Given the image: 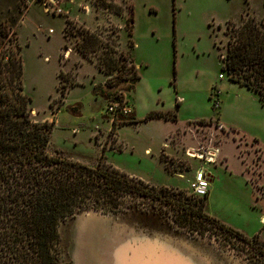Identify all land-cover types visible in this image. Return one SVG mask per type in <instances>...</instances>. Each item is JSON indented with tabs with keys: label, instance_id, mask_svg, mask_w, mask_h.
<instances>
[{
	"label": "rangeland",
	"instance_id": "1",
	"mask_svg": "<svg viewBox=\"0 0 264 264\" xmlns=\"http://www.w3.org/2000/svg\"><path fill=\"white\" fill-rule=\"evenodd\" d=\"M133 5L130 37L125 31L120 36L125 11L119 5L111 7L114 19L106 29L93 32L75 22V27H63L64 15L48 14L38 3L0 0L2 21L8 13L17 18L13 37L22 47L32 116L39 122L55 121L49 150L90 166L103 158L104 164L149 183L184 186L164 187L160 199L129 195L116 211L86 210L64 224L62 237L70 246L72 264L80 222L89 264H130L139 247L148 248L147 261L158 256L165 264H264V241L228 231L205 208L207 218L197 216L206 200L194 197L188 187L189 178L203 167L214 176L209 213L248 232L255 226L264 230L259 224L264 214V102L222 69L230 39L227 24L240 26L252 15L264 22V0H133ZM84 35L87 47L80 45ZM122 47L138 63L139 74ZM111 59L116 70H110ZM74 83L79 86L66 94ZM62 86L67 88L63 95ZM121 94L132 110L111 121L108 101ZM66 95L69 106L60 110ZM133 110L138 119L155 110L171 120L127 125ZM168 134L179 135L181 146H196L176 159L181 171L190 170L183 177L169 174L160 159ZM169 143L173 140L166 147ZM188 148H218L217 161L208 165L191 159ZM155 243L165 247L154 248Z\"/></svg>",
	"mask_w": 264,
	"mask_h": 264
},
{
	"label": "trees",
	"instance_id": "2",
	"mask_svg": "<svg viewBox=\"0 0 264 264\" xmlns=\"http://www.w3.org/2000/svg\"><path fill=\"white\" fill-rule=\"evenodd\" d=\"M16 23L10 13L5 22L0 20V264H72L70 246L62 237L64 224L86 210L116 211L129 195L160 199L165 188L104 164L103 158L90 166L49 150L55 121L39 122L32 116V100L24 90L22 47L14 43ZM65 24L76 26L70 20ZM229 24L222 69L264 102V22L252 15L240 26ZM83 38L80 45L87 47L89 39ZM107 62L116 70L112 59ZM65 89L62 86V95ZM155 116L167 114L152 110L144 120ZM204 207L205 201L197 216L207 218Z\"/></svg>",
	"mask_w": 264,
	"mask_h": 264
},
{
	"label": "crops",
	"instance_id": "3",
	"mask_svg": "<svg viewBox=\"0 0 264 264\" xmlns=\"http://www.w3.org/2000/svg\"><path fill=\"white\" fill-rule=\"evenodd\" d=\"M81 0H74L73 3H70L69 0H63V4H62V7L64 10H68L70 9L71 11V18H74L75 19V22L78 26L80 27H84L88 30H91L93 32H95L96 30H100V31H103L105 30L108 23H111L112 22V19L113 18V14H108V13H102L101 11H95V10H92V12L90 14H84L82 13L78 7H77V3L80 2ZM130 4L128 6V8L125 9V16L123 17H120L121 18V21H120V36H121V33L123 31H125L130 37L133 35V31H134V24H135V11H134V5H133V0H129ZM32 6V5H31ZM30 7H26L27 11H29V9L31 8ZM129 9H131L132 11V15H133V19H132V27H131V34L128 32V28H127V21L126 18H127V15L129 14ZM64 23H63V27L65 26V23H66V18L64 16ZM126 20V21H125ZM63 31H64V28H63ZM100 36V35H99ZM120 38V37H119ZM130 44H131V47H133L134 45V41L132 39H130ZM122 45L119 43L118 47L120 48ZM122 49H124L122 47ZM125 50V49H124ZM131 51V50H130ZM129 51V52H130ZM125 54L127 56H129L130 60L134 63V65L136 66V69L138 70V74H139V65L138 63H135V59L131 56V55H128V51L125 50ZM130 54V53H129ZM83 58H85L84 55H82ZM139 67V68H138ZM140 78V76H139ZM224 78V77H223ZM136 84V83H135ZM79 85L76 83V84H73L71 86H69L66 94H69L71 92V90H73L75 87H78ZM135 86V85H134ZM133 90V89H132ZM132 92V91H131ZM67 100V95L65 97V100H63V106L60 110L63 109V107L65 106H69L66 102ZM180 108V104H179V107ZM179 111V110H178ZM58 112H56V115H57ZM178 113V112H177ZM133 114H134V117H133V122L132 123H129L127 125H132V124H137V123H144V122H149V121H152V120H156V119H164L166 121H170L171 119L170 118H167L166 116H155V117H152L148 120H144L145 118H141V119H138L136 118L135 116V112L133 110ZM175 118L173 119L174 121H177L178 119V114H175ZM57 122V121H56ZM125 125V126H127ZM125 126H122V127H125ZM121 127V128H122ZM119 128V129H121ZM179 136V135H178ZM178 136L177 134H168L166 137H165V140L162 142V146H161V150L159 152V156H160V159L162 160L164 166H165V170L167 172H169V174L173 175V168H179L177 167V165L175 166V164L173 163V161H169L168 163V158L170 157H173L175 160L178 159V158H181V152L184 151L185 148L187 147H196V146H181L178 144L177 140H178ZM117 140H118V137H117ZM170 140H173V143L172 144H167V147H166V143L167 141H170ZM181 146V147H180ZM147 152H150V148L146 150ZM165 155V158L164 156ZM177 161V160H176ZM224 161L225 162H228L227 158L225 157L224 158ZM221 163H224V162H221ZM193 167V166H192ZM172 169V170H171ZM181 171V170H179ZM190 170H185V171H182L184 172V175L189 173ZM130 175H133V174H130ZM134 176V175H133ZM173 176H176V175H173ZM194 175H192L191 178L189 179H192ZM210 184H211V188H212V181L214 179V176L210 175ZM148 182V181H147ZM149 183V182H148ZM151 185H154L155 187H168V188H174V189H181L183 188L184 186H175V185H169L168 183H150ZM188 187H189V183H188ZM210 198H211V191H209V193L207 194V196L205 197V211L213 218L217 219L218 221H220L221 223L225 224L226 226L228 227H231L237 231H239L240 233H242L243 235L247 236V237H253V236H258L261 240L264 241V230L262 229L261 230V226L258 228V227H254L253 230H251V232H248L247 230H245V228L243 227H233L232 224H228L227 222H224V220L222 219H219L218 217L212 215L209 213L208 211V204H209V201H210ZM263 218H264V214L261 215L260 219H259V224L264 226V222H263Z\"/></svg>",
	"mask_w": 264,
	"mask_h": 264
},
{
	"label": "built area",
	"instance_id": "4",
	"mask_svg": "<svg viewBox=\"0 0 264 264\" xmlns=\"http://www.w3.org/2000/svg\"><path fill=\"white\" fill-rule=\"evenodd\" d=\"M70 3H73L74 0H69ZM27 4H30V2L38 3L43 7L44 12L48 14L53 15H64L67 20L75 22L74 18H71V11L70 9L64 10L62 7L63 0H25ZM130 2L129 0H81L77 3L78 9L84 13V14H90L92 10L95 11H101L102 13H108L113 14L114 12L112 10L113 5H119L123 7L124 11L126 8H128ZM124 17V16H123ZM76 23V22H75ZM74 23V24H75ZM65 27V26H64ZM52 32V29L49 30ZM220 78L223 77V74H220ZM118 99L114 98L113 100H109L107 104L106 111L109 115H111L113 121L114 117H118L119 114L126 115L127 113L131 112V107H129L127 104H129L128 99L125 96L119 95L117 96ZM186 156H188L191 159H197L202 161L205 164H215L217 161V155L219 153L218 148H214L212 150L205 149L203 151L194 149V148H188L185 151ZM172 161V160H171ZM169 163V161H168ZM175 166L181 167V164L179 161H173ZM180 168H173V175L183 177L184 174H182V171H179ZM187 170V169H185ZM210 173L203 167H200L196 169L194 173V177L191 180H188L189 188L191 190V193L194 197L198 198H204L209 193V187H210ZM264 222V218H263Z\"/></svg>",
	"mask_w": 264,
	"mask_h": 264
},
{
	"label": "bare ground",
	"instance_id": "5",
	"mask_svg": "<svg viewBox=\"0 0 264 264\" xmlns=\"http://www.w3.org/2000/svg\"><path fill=\"white\" fill-rule=\"evenodd\" d=\"M84 230V224L83 222L80 224H78L77 226V238H76V248H75V253H74V261L75 264H89L88 260H87V248L85 247V245L83 244L82 241V232ZM82 241V244L80 243ZM116 264H120V263H116ZM188 264H193L191 262H189Z\"/></svg>",
	"mask_w": 264,
	"mask_h": 264
},
{
	"label": "water",
	"instance_id": "6",
	"mask_svg": "<svg viewBox=\"0 0 264 264\" xmlns=\"http://www.w3.org/2000/svg\"><path fill=\"white\" fill-rule=\"evenodd\" d=\"M155 244H157V245L154 248L165 247L164 245L159 246L160 245L159 243H155ZM155 244H152V245H155ZM150 248H152V247H150ZM147 249H144L143 247L137 248L136 251L133 252V259L130 260V264H165V262H163L162 259H161V261L159 260L158 256L156 257L157 258L156 261H152V260L147 261L146 260L147 258L145 256V252L147 251ZM153 253L157 254V250Z\"/></svg>",
	"mask_w": 264,
	"mask_h": 264
}]
</instances>
